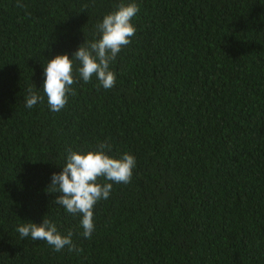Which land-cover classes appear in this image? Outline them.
Segmentation results:
<instances>
[{"label": "trees", "instance_id": "trees-1", "mask_svg": "<svg viewBox=\"0 0 264 264\" xmlns=\"http://www.w3.org/2000/svg\"><path fill=\"white\" fill-rule=\"evenodd\" d=\"M136 2L115 86L81 81L51 112L27 89L121 0H0V264H264V0ZM104 141L137 166L85 238L51 175ZM43 218L78 251L20 238Z\"/></svg>", "mask_w": 264, "mask_h": 264}, {"label": "clouds", "instance_id": "clouds-1", "mask_svg": "<svg viewBox=\"0 0 264 264\" xmlns=\"http://www.w3.org/2000/svg\"><path fill=\"white\" fill-rule=\"evenodd\" d=\"M139 11L136 0H121L115 10L104 14L94 26L92 38H86L71 56L63 53L47 59L43 65V84L40 88L32 84L27 89L24 106L32 109L46 97L49 111L60 112L69 96L74 94L72 86L81 81L89 83L93 78L103 89L113 88L117 74L112 66L137 32L133 18ZM111 152L108 141L100 142L95 148L71 151L62 171L51 175L49 188L53 189L52 193H60L55 203L66 213L80 216L79 224L85 238H91L95 232V205L109 199L114 184H128L137 166L133 154L110 155ZM22 221L16 227L21 239L30 237L33 241H46L57 252L66 247L70 252L78 251L72 232L61 233L52 220L43 218L40 224Z\"/></svg>", "mask_w": 264, "mask_h": 264}]
</instances>
